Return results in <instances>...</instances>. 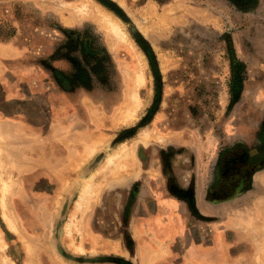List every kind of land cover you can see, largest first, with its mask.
Listing matches in <instances>:
<instances>
[{
	"label": "rangeland",
	"instance_id": "374dc122",
	"mask_svg": "<svg viewBox=\"0 0 264 264\" xmlns=\"http://www.w3.org/2000/svg\"><path fill=\"white\" fill-rule=\"evenodd\" d=\"M0 264H264V0H0Z\"/></svg>",
	"mask_w": 264,
	"mask_h": 264
},
{
	"label": "bare ground",
	"instance_id": "6f19581e",
	"mask_svg": "<svg viewBox=\"0 0 264 264\" xmlns=\"http://www.w3.org/2000/svg\"><path fill=\"white\" fill-rule=\"evenodd\" d=\"M87 7H88V4H87ZM87 10H91V12H93L95 14V17L101 21V23H103L104 26H106L118 39H120L121 41L123 42H126V43H132L130 37H129V34L127 32V30L125 29V27L123 26V24L116 18L113 16V14L109 13V12H103V10L97 8L95 9L94 7H90L89 9L87 8ZM142 83V80H139L137 79V84L140 85ZM138 88H136L137 90ZM137 92V91H136ZM134 93V94H131V98L135 101L137 100L136 98V94L137 93ZM128 117L129 113H125ZM131 117V116H130ZM148 133V132H147ZM146 134V132H145ZM148 135V134H146ZM123 148V147H122ZM95 150V148H94ZM93 150V151H94ZM123 152H124V149H123ZM122 152V153H123ZM114 154L108 156V161L111 162L112 161V158H113ZM94 180V179H92ZM91 181V180H90ZM87 183H90V182H87ZM84 185V188H83V194L86 193V191H89L88 189L90 188L89 187V184ZM94 182H91L90 184H92ZM93 186V184H92ZM91 186V187H92ZM5 188V187H4ZM88 193V192H87ZM86 193V194H87ZM5 196V195H4ZM82 196H85V195H82ZM4 198V197H3ZM11 226V225H10Z\"/></svg>",
	"mask_w": 264,
	"mask_h": 264
},
{
	"label": "crops",
	"instance_id": "0c3cea01",
	"mask_svg": "<svg viewBox=\"0 0 264 264\" xmlns=\"http://www.w3.org/2000/svg\"><path fill=\"white\" fill-rule=\"evenodd\" d=\"M201 152L203 153V151H201ZM202 153H201V155H202ZM215 155H216L215 158H212V161L209 160L207 163H206V160L204 162L203 157L201 156L202 158H200V161H201L200 162V172L199 173L195 172V175H198L199 179H200V181H199L200 187H199V189L196 190V192L199 191V197L201 199H202V195H204V191H205L204 186L208 185L209 182H213V181H215L214 184H213V188H215V189L212 188V190H211V192L209 194H210L211 198H213V199H220V196H219L220 194L218 193L219 192L218 191V185H219V183H218L219 182L218 175L220 173V171L218 172V169H220V167H217V165H218V161L216 162V160H218L217 159L218 158L217 153ZM195 159L197 160V157H195ZM229 159L234 160V157H229ZM214 161L216 162V165H215V167H211L212 165H214V163H215ZM195 163H196V161H195ZM229 163L231 164L233 162H231L229 160ZM241 166L242 165L238 164L237 166H234L233 169L236 168V167H241ZM213 168L217 170L218 174L216 172H213V173L211 172V170ZM252 168H253V170H255V165H253ZM215 177H216V179H215ZM199 206L201 207L202 204H200ZM223 206H225V205H223ZM226 206L227 207H232L234 205L229 204V205H226ZM203 207H204V205H203ZM227 223L230 224V225H233V223H230V222H227ZM216 224L218 226V224H220V223L217 222ZM194 255H198V254H194Z\"/></svg>",
	"mask_w": 264,
	"mask_h": 264
},
{
	"label": "trees",
	"instance_id": "16d2710c",
	"mask_svg": "<svg viewBox=\"0 0 264 264\" xmlns=\"http://www.w3.org/2000/svg\"><path fill=\"white\" fill-rule=\"evenodd\" d=\"M75 41H77L78 39H73ZM81 42V47H80V50L82 52L83 55H92L93 57H98V52L94 49V47L92 46V42L89 41V39H84V40H79ZM78 49V48H77ZM74 56V55H73ZM86 57V56H84ZM72 63L75 65L76 69H81V65H82V60L81 59H75V57L73 58L72 57ZM95 64L94 62H91V65ZM98 63H96L97 65ZM83 66V65H82ZM95 66V65H94ZM93 69H95L93 67ZM62 77V76H61ZM62 80L64 81L65 80V83L66 84H69V80H66V79H63ZM69 87V85H67Z\"/></svg>",
	"mask_w": 264,
	"mask_h": 264
},
{
	"label": "flooded vegetation",
	"instance_id": "af4514ba",
	"mask_svg": "<svg viewBox=\"0 0 264 264\" xmlns=\"http://www.w3.org/2000/svg\"><path fill=\"white\" fill-rule=\"evenodd\" d=\"M240 155H241V154H240ZM240 155H239L238 157H236L237 155L233 154L232 156H234V160H237V161L244 160V158L241 157ZM234 162H235V161H234Z\"/></svg>",
	"mask_w": 264,
	"mask_h": 264
}]
</instances>
